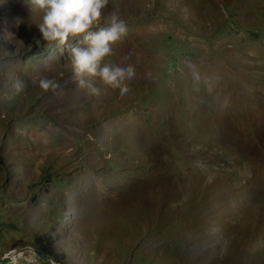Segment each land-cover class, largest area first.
Segmentation results:
<instances>
[{
  "label": "rangeland",
  "instance_id": "rangeland-1",
  "mask_svg": "<svg viewBox=\"0 0 264 264\" xmlns=\"http://www.w3.org/2000/svg\"><path fill=\"white\" fill-rule=\"evenodd\" d=\"M112 14L128 34L106 62L135 75L95 96L43 13L0 0V264H264V0Z\"/></svg>",
  "mask_w": 264,
  "mask_h": 264
},
{
  "label": "clouds",
  "instance_id": "clouds-1",
  "mask_svg": "<svg viewBox=\"0 0 264 264\" xmlns=\"http://www.w3.org/2000/svg\"><path fill=\"white\" fill-rule=\"evenodd\" d=\"M32 10L43 13L42 23L38 24L45 41L57 44L61 51L70 49V62L73 79L78 87L85 89L89 95H100V88L95 81L119 89L121 96L129 91L127 82L135 75L133 66L122 67L106 62L113 55V45L122 41L128 34L127 22L112 14L101 26L103 10L109 0H28ZM82 37L84 46H73L70 38ZM195 81L200 80L193 72ZM39 87L44 92L57 93L60 88L55 78L47 76L39 79ZM16 91L22 90V82L17 80Z\"/></svg>",
  "mask_w": 264,
  "mask_h": 264
},
{
  "label": "water",
  "instance_id": "water-1",
  "mask_svg": "<svg viewBox=\"0 0 264 264\" xmlns=\"http://www.w3.org/2000/svg\"><path fill=\"white\" fill-rule=\"evenodd\" d=\"M37 252H39L41 255H43L49 262L53 263L51 257L49 255H46L44 252H42L41 250L35 249ZM15 254V252L12 253V255L9 256H5V257H0V260L2 261H7V260H11L13 258V255Z\"/></svg>",
  "mask_w": 264,
  "mask_h": 264
},
{
  "label": "bare ground",
  "instance_id": "bare-ground-1",
  "mask_svg": "<svg viewBox=\"0 0 264 264\" xmlns=\"http://www.w3.org/2000/svg\"><path fill=\"white\" fill-rule=\"evenodd\" d=\"M141 63V62H140Z\"/></svg>",
  "mask_w": 264,
  "mask_h": 264
}]
</instances>
